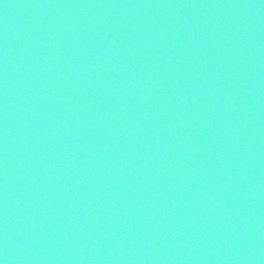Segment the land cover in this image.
<instances>
[{"label": "water", "instance_id": "1", "mask_svg": "<svg viewBox=\"0 0 264 264\" xmlns=\"http://www.w3.org/2000/svg\"><path fill=\"white\" fill-rule=\"evenodd\" d=\"M0 264H264V0H0Z\"/></svg>", "mask_w": 264, "mask_h": 264}]
</instances>
